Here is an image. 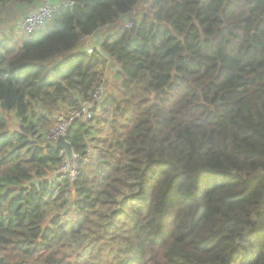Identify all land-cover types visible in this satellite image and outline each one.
I'll list each match as a JSON object with an SVG mask.
<instances>
[{
  "label": "trees",
  "instance_id": "obj_1",
  "mask_svg": "<svg viewBox=\"0 0 264 264\" xmlns=\"http://www.w3.org/2000/svg\"><path fill=\"white\" fill-rule=\"evenodd\" d=\"M140 1L0 0V264H264V0Z\"/></svg>",
  "mask_w": 264,
  "mask_h": 264
},
{
  "label": "built area",
  "instance_id": "obj_2",
  "mask_svg": "<svg viewBox=\"0 0 264 264\" xmlns=\"http://www.w3.org/2000/svg\"><path fill=\"white\" fill-rule=\"evenodd\" d=\"M72 4V3H70ZM59 4L55 3L54 5H45L42 6L40 9L30 13L28 16L25 17L22 25L21 30L23 32H32L37 27L41 26L47 18H49L54 12ZM64 5H69L68 3H64ZM132 24L131 21H126L125 25L130 26ZM106 94L105 83L99 84L93 94H92V101L89 103H85L81 106L80 111L71 110L67 111L65 114L58 115L55 119V123L48 129L47 136L48 139L56 141L59 137H66V131L71 121L74 119H82L83 121L89 120L91 118V114L89 112V107L92 106L94 102H99L102 100L104 95ZM62 154L65 157V161L61 166V171L67 174L70 178H74L77 174L78 164L80 162H84L83 158L72 152L71 159H68L67 154L62 150Z\"/></svg>",
  "mask_w": 264,
  "mask_h": 264
},
{
  "label": "rangeland",
  "instance_id": "obj_3",
  "mask_svg": "<svg viewBox=\"0 0 264 264\" xmlns=\"http://www.w3.org/2000/svg\"><path fill=\"white\" fill-rule=\"evenodd\" d=\"M143 0L139 2V4L136 6V9L134 10V14H140L146 4L143 6ZM30 10L36 11V8H31ZM29 11V10H28ZM27 11V12H28ZM23 15H25V12L20 8L12 7L10 11L3 13L0 16V42L1 38L9 39L11 38V42H18V38L21 35V25H22V18ZM28 16V15H26ZM97 35V34H96ZM5 41V40H4ZM88 47V49L93 48V39L92 37L83 38L81 40L80 46ZM46 64V61L44 62V65ZM107 86V85H106ZM55 123V121H54ZM73 213H69L68 217H72Z\"/></svg>",
  "mask_w": 264,
  "mask_h": 264
},
{
  "label": "water",
  "instance_id": "obj_4",
  "mask_svg": "<svg viewBox=\"0 0 264 264\" xmlns=\"http://www.w3.org/2000/svg\"><path fill=\"white\" fill-rule=\"evenodd\" d=\"M164 89L165 88H161L160 90L152 93L151 97L161 94L164 91ZM54 143H55V146L61 148L67 154L68 159H71L72 149H71L69 142L66 140V137L61 136L57 138V140Z\"/></svg>",
  "mask_w": 264,
  "mask_h": 264
},
{
  "label": "crops",
  "instance_id": "obj_5",
  "mask_svg": "<svg viewBox=\"0 0 264 264\" xmlns=\"http://www.w3.org/2000/svg\"><path fill=\"white\" fill-rule=\"evenodd\" d=\"M90 37H91V36H90ZM85 48H86V49H88V47H87V46H86Z\"/></svg>",
  "mask_w": 264,
  "mask_h": 264
}]
</instances>
